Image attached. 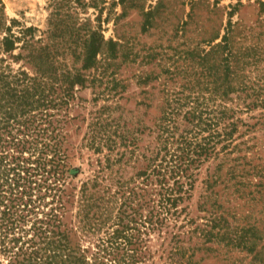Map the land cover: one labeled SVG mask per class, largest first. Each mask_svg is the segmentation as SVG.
<instances>
[{
    "label": "trees",
    "instance_id": "trees-1",
    "mask_svg": "<svg viewBox=\"0 0 264 264\" xmlns=\"http://www.w3.org/2000/svg\"><path fill=\"white\" fill-rule=\"evenodd\" d=\"M202 1L49 0L40 30L0 0V264H190L201 247L186 235L248 247L251 227L229 219L233 201L264 191V17L247 25L233 18L241 1L209 0L192 29ZM155 31L183 40L185 64L171 63L161 89L129 93L122 69L156 59L136 49Z\"/></svg>",
    "mask_w": 264,
    "mask_h": 264
},
{
    "label": "rangeland",
    "instance_id": "rangeland-1",
    "mask_svg": "<svg viewBox=\"0 0 264 264\" xmlns=\"http://www.w3.org/2000/svg\"><path fill=\"white\" fill-rule=\"evenodd\" d=\"M5 6V11L9 19H15L21 22L25 26H34L40 30L45 29L47 18L49 15L48 4L49 0H2ZM213 0H210L212 2ZM241 1L243 6L239 8V11L234 15V20L238 17L242 19V21L247 25L254 24L255 20L260 17H264V13L260 11V2H264V0H222L219 4V7L234 5L237 2ZM211 5H209V0H203L195 5L194 12L197 15V20L191 22L190 28L197 27V22L199 21V17L201 19H207L209 16L207 15L208 10ZM178 13H181L179 6L176 7ZM186 10H189L186 8ZM89 12H94L91 8ZM220 13H222L220 11ZM125 21L133 22L131 29L139 30V23L141 18L137 15L135 11H132L128 14V16L124 19ZM199 24H202L199 21ZM207 27H211L212 24L210 22H204ZM255 25V24H254ZM108 29L106 31V37L112 35V23H109L106 26ZM197 33L193 34L196 36ZM182 39H176L172 42L168 41L166 38L159 40V35L157 31L148 36H144L138 40L139 44L136 49L142 50L140 51L141 55L144 54V49H148L149 47L156 48L158 55L156 59L150 65H139V62L135 65L134 68L131 67L122 69V76L130 78V87L128 89L129 93L135 92V94H139L142 89H148L150 86L157 87L160 81H163L164 78L168 77V68L173 61H177L175 63L176 66H184V61L181 58H177L179 55H175L181 50H184V45L182 43ZM179 54V53H178ZM183 58V57H182ZM172 66V65H171ZM171 69V68H170ZM142 70H145L147 73L153 71V76L158 77V81H150V84L147 86L138 87L135 84L134 74H139ZM161 86V87H160ZM162 85L159 84L157 90L161 89ZM91 89L81 90L78 94L84 100L90 101L92 98ZM136 100H140V96H136ZM86 109L80 110L79 108H75L71 111V115L76 116L78 113L87 114L91 109L90 103H84ZM128 109H135V101L129 103L127 106ZM74 126L80 125L79 121L73 122ZM84 126L81 130H76L73 128L72 133L78 139L82 138L84 134ZM78 164V163H76ZM223 186L218 187L216 192L218 195L225 196L223 190ZM253 199L251 201L246 202L245 200H235L231 204L232 213L234 214V219H229L230 223L234 227H243L246 228L251 227V230L246 234L250 240V244L247 248H242L240 246H231L227 244L226 240L218 239L213 241L205 242V239L196 238L194 235L188 237L187 235L184 238V246H192L195 242L199 244L201 247L200 250L192 251L189 250L185 254L184 260H189L190 264H264V191L261 193H257L254 189L251 190ZM201 190H197L195 196L192 201L191 206V216L198 223L205 222L201 217L206 215L205 211H201L197 208V203L201 202ZM237 195L230 196L231 199L236 197ZM227 206V204H226ZM194 226V225H192ZM213 242V243H212ZM227 244V245H226ZM209 247H212L210 249Z\"/></svg>",
    "mask_w": 264,
    "mask_h": 264
}]
</instances>
